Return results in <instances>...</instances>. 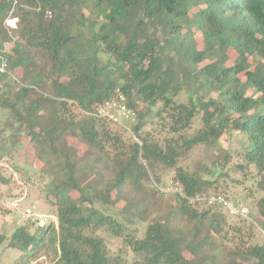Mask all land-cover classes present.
<instances>
[{
    "label": "trees",
    "instance_id": "obj_1",
    "mask_svg": "<svg viewBox=\"0 0 264 264\" xmlns=\"http://www.w3.org/2000/svg\"><path fill=\"white\" fill-rule=\"evenodd\" d=\"M9 17L18 19L8 56L15 79L0 92L8 112L0 161L10 157L12 171L29 177L17 164L25 136L35 150L27 166L48 168L45 199L58 218L56 227L15 229L9 245L21 256L13 264L47 253L54 264H264V242L222 250L214 208H225L189 202L217 191L216 182L178 164L234 131L243 141L239 167H254L264 194V0H0V48L11 41ZM252 57L261 59L255 68ZM120 95L137 113L132 143L126 128L96 115ZM152 114L158 134L142 132ZM92 157L98 178L86 183L80 165ZM162 169L175 170L167 185ZM13 180L0 174V187ZM256 201L264 231V196ZM102 233L122 240L118 252Z\"/></svg>",
    "mask_w": 264,
    "mask_h": 264
},
{
    "label": "rangeland",
    "instance_id": "obj_2",
    "mask_svg": "<svg viewBox=\"0 0 264 264\" xmlns=\"http://www.w3.org/2000/svg\"><path fill=\"white\" fill-rule=\"evenodd\" d=\"M105 10L106 6H102V8L98 7V9L92 11V14L97 15V18H101ZM87 12L86 14L89 15ZM10 18H7L5 21L6 27H8L7 21ZM91 19H94V17ZM11 24L14 25L13 22ZM196 39L199 42V47L204 48L200 37ZM228 54L230 61L238 58V55L232 50H228ZM260 61L261 59L258 57L248 58V62L252 68H255ZM187 100L188 95L183 93L182 101L187 102ZM138 110L143 113L145 107L140 106ZM7 116L8 112L0 108V130ZM137 122L138 118L134 122L127 124L125 130L119 129L121 132L124 131L128 143L138 141L132 129ZM112 129L119 131L114 127ZM195 130L196 126H193L188 133L185 132V135L191 136L195 133ZM145 131L158 134V121L154 118L153 114L145 119V126L142 132ZM11 133L9 130L6 136H10ZM166 135L167 131H164L161 133V138L164 139ZM22 142L23 147H27L19 153L17 164L21 170H27L30 175L29 177L21 171H12L14 160L10 157L7 156L0 161V174H4L5 176L13 174L14 177L13 182L8 187H0V264H13L21 256L20 251L10 248L9 242L15 229L28 223V219L23 217L26 208H33L36 215L46 217L49 224L51 220L54 221L52 223L54 227L57 226L56 224L58 222L56 209L45 199V188L49 182L48 174H50L48 171L47 173L45 172L48 168L43 165L44 169H42L43 167L39 163L35 164L39 166L37 171L27 166L28 163L35 160L33 159L35 150L32 143L30 144L25 136L22 137ZM242 143L243 141L240 135L234 131H228L216 147L207 148L205 146H197L187 157L178 162L179 166L185 171L191 174H200L210 182H216L214 187H217V191L209 189L205 192V195L221 193L233 203L240 213L243 212L244 215H233L229 210L214 208L217 214L223 216L221 221L222 234L221 236L215 237L216 240L223 243L222 250L225 253L235 250L245 251L250 246L264 242V231L259 226L261 218L256 201V199L263 197L264 194L257 189L258 175L254 167H248L245 171H242L239 167L244 164L242 155L240 154ZM72 144H76L79 148H82L81 144L75 142V140ZM94 162L95 160L92 157L87 163L85 162L80 165L81 170L79 173L86 176V183L98 178V172ZM174 173V169H162L163 184H169ZM161 190L167 194V192H174L175 189L165 188ZM18 201L20 208H16L14 205ZM114 211L119 215V218L126 219L123 217H127V215L121 209ZM132 219L133 225H137L138 222L134 218ZM175 223H178L177 220ZM102 236L106 239L110 252H118V247L122 243V240L114 237L110 233H102ZM32 264H54V255L53 253H47Z\"/></svg>",
    "mask_w": 264,
    "mask_h": 264
},
{
    "label": "built area",
    "instance_id": "obj_3",
    "mask_svg": "<svg viewBox=\"0 0 264 264\" xmlns=\"http://www.w3.org/2000/svg\"><path fill=\"white\" fill-rule=\"evenodd\" d=\"M17 18H13L7 21L8 29L11 34V41L5 42L0 48V92L5 89V84L10 80H14V75L9 71V53L11 46L15 43L17 38L13 36L11 30L16 29ZM14 23L12 25L11 23ZM96 115L105 118L113 124L119 125L121 127L127 128V124L134 122L137 117L135 110L129 108L127 104V99L125 96L120 95L118 98L107 101L104 103L96 112ZM189 202L192 204L203 202L209 206H220L230 211L233 215L243 214L223 195H209L206 197H196L189 198ZM15 206L19 207V201L15 203ZM244 215V214H243ZM246 215V214H245ZM23 217L28 219V221L36 223L39 228H44L47 226L48 221L46 217L41 215H36L33 208H26L23 213Z\"/></svg>",
    "mask_w": 264,
    "mask_h": 264
}]
</instances>
